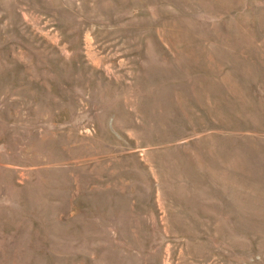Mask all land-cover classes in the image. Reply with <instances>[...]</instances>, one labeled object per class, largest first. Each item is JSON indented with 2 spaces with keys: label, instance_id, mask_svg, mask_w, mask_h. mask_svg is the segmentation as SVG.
Here are the masks:
<instances>
[{
  "label": "rangeland",
  "instance_id": "rangeland-1",
  "mask_svg": "<svg viewBox=\"0 0 264 264\" xmlns=\"http://www.w3.org/2000/svg\"><path fill=\"white\" fill-rule=\"evenodd\" d=\"M0 264H264V0H0Z\"/></svg>",
  "mask_w": 264,
  "mask_h": 264
}]
</instances>
